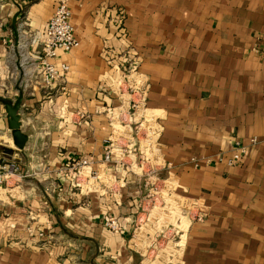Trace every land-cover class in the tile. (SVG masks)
<instances>
[{
	"label": "crops",
	"instance_id": "obj_1",
	"mask_svg": "<svg viewBox=\"0 0 264 264\" xmlns=\"http://www.w3.org/2000/svg\"><path fill=\"white\" fill-rule=\"evenodd\" d=\"M55 5L0 0V164L21 168L0 183V264H141L130 248L139 185L84 194L57 171L77 156L103 157L101 108L118 101L105 87L132 58L182 192L206 214L190 224L182 263L264 264V0L74 1L80 45L59 53L70 70L48 87L34 39ZM20 95L23 149L4 106ZM238 141L248 151L229 165ZM111 214L124 230L105 227Z\"/></svg>",
	"mask_w": 264,
	"mask_h": 264
},
{
	"label": "built area",
	"instance_id": "obj_2",
	"mask_svg": "<svg viewBox=\"0 0 264 264\" xmlns=\"http://www.w3.org/2000/svg\"><path fill=\"white\" fill-rule=\"evenodd\" d=\"M74 1L78 0H56L52 16L34 39L40 53L42 80L48 87L70 70L68 64L57 63L59 53H69L80 45L72 21ZM128 61L114 72L105 87L118 101L101 108L109 125L103 157L77 156L62 163L57 171L72 191L84 194L100 192L117 197L123 187L136 182L140 202L131 226L132 252L141 264H183L187 241L183 237L191 222L204 220L206 214L183 194L173 163L163 150L162 117L148 104L149 80L136 58ZM258 142L257 138L251 139V144ZM247 151L248 144L236 142L228 164L237 163ZM192 162L197 165L198 159L193 158ZM20 175L16 161L0 164V183ZM105 227L111 232L126 228L121 218L113 214L107 216Z\"/></svg>",
	"mask_w": 264,
	"mask_h": 264
},
{
	"label": "water",
	"instance_id": "obj_3",
	"mask_svg": "<svg viewBox=\"0 0 264 264\" xmlns=\"http://www.w3.org/2000/svg\"><path fill=\"white\" fill-rule=\"evenodd\" d=\"M23 96L20 95L14 102L4 101V106L7 115L8 128L11 131L14 145L23 149L28 140V136L21 129V106Z\"/></svg>",
	"mask_w": 264,
	"mask_h": 264
},
{
	"label": "rangeland",
	"instance_id": "obj_4",
	"mask_svg": "<svg viewBox=\"0 0 264 264\" xmlns=\"http://www.w3.org/2000/svg\"><path fill=\"white\" fill-rule=\"evenodd\" d=\"M185 237H187V236H184L183 238H185ZM184 242H185V240H184Z\"/></svg>",
	"mask_w": 264,
	"mask_h": 264
}]
</instances>
